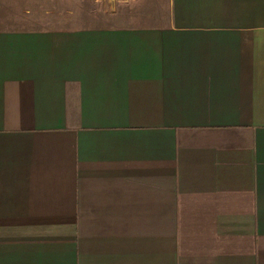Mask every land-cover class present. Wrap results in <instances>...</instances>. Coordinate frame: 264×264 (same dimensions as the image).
<instances>
[{"label":"crops","instance_id":"obj_1","mask_svg":"<svg viewBox=\"0 0 264 264\" xmlns=\"http://www.w3.org/2000/svg\"><path fill=\"white\" fill-rule=\"evenodd\" d=\"M0 264H264V0L0 26Z\"/></svg>","mask_w":264,"mask_h":264},{"label":"rangeland","instance_id":"obj_2","mask_svg":"<svg viewBox=\"0 0 264 264\" xmlns=\"http://www.w3.org/2000/svg\"><path fill=\"white\" fill-rule=\"evenodd\" d=\"M44 25L116 26L117 0H0V26Z\"/></svg>","mask_w":264,"mask_h":264}]
</instances>
